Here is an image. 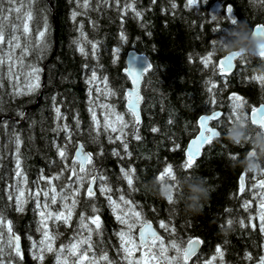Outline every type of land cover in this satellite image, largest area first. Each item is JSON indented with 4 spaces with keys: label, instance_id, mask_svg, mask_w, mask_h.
I'll return each mask as SVG.
<instances>
[{
    "label": "trees",
    "instance_id": "trees-1",
    "mask_svg": "<svg viewBox=\"0 0 264 264\" xmlns=\"http://www.w3.org/2000/svg\"><path fill=\"white\" fill-rule=\"evenodd\" d=\"M5 19H11L8 29ZM259 24L264 0H0L1 44L6 33L17 36L20 77L27 69L41 75L36 94L14 96L0 65V232L20 238L16 254L9 243L0 246V264H52L49 256L36 262L25 244L38 226L30 204L18 210L10 197L15 160L29 189L46 178L69 196L77 142L91 154L85 171L95 177V192L84 185L89 194L75 196L57 247L73 237L79 221L96 218L89 244L98 264H134L110 200L125 202L166 245L182 250L191 239L201 241L191 264L217 254L221 264H259L264 189L256 180L264 176V142L249 113L264 103V58L242 53L228 76L217 67L227 52L248 46ZM129 50L151 64L141 84L140 125L124 108ZM90 75L115 97L125 123L118 136L92 118ZM214 111L221 112L212 121L219 136L188 166L184 150L198 132L197 119ZM59 150L67 153L65 166Z\"/></svg>",
    "mask_w": 264,
    "mask_h": 264
},
{
    "label": "rangeland",
    "instance_id": "rangeland-1",
    "mask_svg": "<svg viewBox=\"0 0 264 264\" xmlns=\"http://www.w3.org/2000/svg\"><path fill=\"white\" fill-rule=\"evenodd\" d=\"M4 21V20H3ZM11 19H5L3 23L8 29ZM1 31L3 25L0 26ZM0 33H3L1 32ZM17 34V33H15ZM18 35V34H17ZM4 36H0V65H5V78L8 85L12 88V95L29 97L36 94L40 88L41 75L40 70L33 72L26 70L21 73L20 63L16 58L17 51L20 50V41L17 36L6 33L5 43L1 44ZM89 91V105L92 118L104 132L116 134L122 131L125 123L123 117L117 113L112 101L115 97L110 96L108 87L102 80L95 75H90L87 79ZM18 143H15L17 146ZM59 157L62 158L63 165H66L67 153L59 150ZM72 161V158H71ZM70 167L71 176L75 179L73 188H68L69 196H64L54 186L51 179L42 178L39 182L29 189L26 180L21 173L19 162L15 160V178L11 184L12 195L10 197L16 205V209L23 210L25 204H30L37 221L36 238H26L25 244L29 248L32 259L42 263L46 256L52 257V264H98V259L93 255L90 248V238L98 222L96 218L90 221H79L75 225L74 235L63 246L57 247L59 241L58 230L60 225L67 229L70 225L71 209L75 196L80 194L88 195L84 185L95 184V177L81 171L75 162ZM263 174V172H262ZM264 176L260 174L262 179ZM257 187L260 189V179L256 180ZM95 190L93 189L92 193ZM99 194L104 192L97 189ZM258 194V193H257ZM259 197L264 194L259 192ZM107 204L113 212L116 220L121 224L122 230L119 239L124 247L125 256L135 259L134 264H184L182 261V250L175 248L173 244L166 245L162 240L150 243L153 250V256H148L147 251L142 249L137 241V230L143 225L138 215L131 210L125 203H114L107 200ZM263 208V206H261ZM261 214V212H259ZM11 234L3 236L0 232V246L9 243L13 248ZM17 238V237H15ZM18 239V238H17ZM20 239V238H19ZM18 239V240H19ZM14 252V251H13ZM15 253V252H14ZM16 254V253H15ZM220 254L211 258L207 262L194 264H221ZM5 264V263H3ZM193 264V263H192ZM259 264H264V258Z\"/></svg>",
    "mask_w": 264,
    "mask_h": 264
},
{
    "label": "water",
    "instance_id": "water-1",
    "mask_svg": "<svg viewBox=\"0 0 264 264\" xmlns=\"http://www.w3.org/2000/svg\"><path fill=\"white\" fill-rule=\"evenodd\" d=\"M227 13L231 16L230 9L227 8ZM55 31V29H54ZM242 53H247L254 57H264V26L259 24L254 26L249 36V44L246 47L238 50L227 52L217 62V67L220 76H228L235 70V62ZM125 66L122 73L129 81V88L125 91L126 100L124 108L131 114L136 125L141 124V84L143 76L151 68V64L146 55L138 53L134 50L127 51L124 58ZM42 76V84H43ZM40 97V96H39ZM220 111H214L210 114L201 115L197 119V134L188 141L184 154L187 158V165L192 166L202 155L204 147L214 138L219 136V130L211 126L213 120L219 119ZM249 121L252 125L260 128L262 139L264 142V104L253 109L249 113ZM91 154L86 150L80 142L72 154V161L78 165V168L85 171L88 167ZM242 182V178H240ZM261 187L264 188V177L260 180ZM243 188V186H241ZM90 193L93 191V185L90 186ZM161 236L154 226L150 223L143 224L137 230V241L140 247L147 251L148 256H153V250L150 243L160 241ZM14 251L17 253L20 249V241L13 238ZM202 243L198 239H191L186 243L182 253V261L184 264H190L200 253Z\"/></svg>",
    "mask_w": 264,
    "mask_h": 264
},
{
    "label": "flooded vegetation",
    "instance_id": "flooded-vegetation-1",
    "mask_svg": "<svg viewBox=\"0 0 264 264\" xmlns=\"http://www.w3.org/2000/svg\"><path fill=\"white\" fill-rule=\"evenodd\" d=\"M260 58H264V57H260ZM262 104H264V103H262ZM262 104H260V105H262ZM260 105H258V106H260ZM258 106H257V107H258ZM257 107H255V108H257ZM255 108H253V109H255ZM253 109H252V110H253Z\"/></svg>",
    "mask_w": 264,
    "mask_h": 264
},
{
    "label": "bare ground",
    "instance_id": "bare-ground-1",
    "mask_svg": "<svg viewBox=\"0 0 264 264\" xmlns=\"http://www.w3.org/2000/svg\"><path fill=\"white\" fill-rule=\"evenodd\" d=\"M56 47V46H55ZM126 100V99H125Z\"/></svg>",
    "mask_w": 264,
    "mask_h": 264
}]
</instances>
